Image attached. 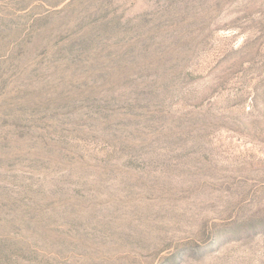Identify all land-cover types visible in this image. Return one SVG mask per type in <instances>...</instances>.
<instances>
[{
    "label": "rangeland",
    "instance_id": "374dc122",
    "mask_svg": "<svg viewBox=\"0 0 264 264\" xmlns=\"http://www.w3.org/2000/svg\"><path fill=\"white\" fill-rule=\"evenodd\" d=\"M0 264H264V0H0Z\"/></svg>",
    "mask_w": 264,
    "mask_h": 264
}]
</instances>
